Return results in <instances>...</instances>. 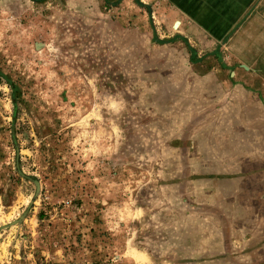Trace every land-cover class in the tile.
Masks as SVG:
<instances>
[{
  "label": "rangeland",
  "instance_id": "1",
  "mask_svg": "<svg viewBox=\"0 0 264 264\" xmlns=\"http://www.w3.org/2000/svg\"><path fill=\"white\" fill-rule=\"evenodd\" d=\"M0 264H264V0H0Z\"/></svg>",
  "mask_w": 264,
  "mask_h": 264
}]
</instances>
